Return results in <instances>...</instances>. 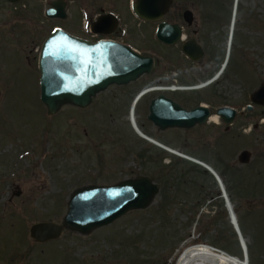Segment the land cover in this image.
Wrapping results in <instances>:
<instances>
[{"label":"rangeland","instance_id":"374dc122","mask_svg":"<svg viewBox=\"0 0 264 264\" xmlns=\"http://www.w3.org/2000/svg\"><path fill=\"white\" fill-rule=\"evenodd\" d=\"M183 1L175 8L216 9L224 23L205 32L208 47L199 62L155 47L148 25L131 23L125 38L143 54L173 56L180 81L169 80L172 72L162 62L157 73L110 86L85 108L64 105L49 115L41 101L39 55L57 22L43 15L45 0H0V264H177L186 247L205 242L243 258V235L250 264H264V105L251 113L246 109L264 83V0H207L204 6ZM249 9L261 18L260 28L248 27ZM210 19L214 26L219 18ZM231 21L225 70L204 87L182 88L218 75ZM69 31L83 35L74 27ZM165 83L173 88L167 95L187 108L206 104L217 115L218 107L229 105L238 116L229 129L218 117L191 128L161 130L148 114L150 100L166 93L160 89ZM150 88L134 109V98ZM135 125L182 155L149 141ZM244 149L252 153L249 163L239 161ZM205 164L220 175L224 188ZM139 175L160 184L148 208L129 211L86 235L65 229L48 242L31 237L33 223L62 222L75 188ZM224 189L241 233L232 223Z\"/></svg>","mask_w":264,"mask_h":264},{"label":"water","instance_id":"95a60500","mask_svg":"<svg viewBox=\"0 0 264 264\" xmlns=\"http://www.w3.org/2000/svg\"><path fill=\"white\" fill-rule=\"evenodd\" d=\"M17 3L20 0H7ZM171 0H138L136 12L151 18L150 10L168 8ZM53 7L48 15L54 16ZM159 36L166 42L175 38ZM184 52L194 60L202 58L205 51L194 41L184 45ZM154 57L143 54L123 42L112 39L93 41L56 28L43 41L39 55L41 101L49 115L57 113L64 105L87 107L97 95L113 85H127L151 73ZM147 89L140 92L144 93ZM139 93V94H140ZM140 94V95H141ZM251 100L264 105V83L251 94ZM252 109V105H249ZM217 116L230 127L238 111L232 106L217 109ZM212 117L211 109L200 104L187 109L160 93L149 105L148 118L161 130L191 128L204 124ZM252 153L244 149L239 161L249 163ZM160 184L149 175L127 178L114 184H85L75 188L67 203V212L61 223L49 220L33 223L30 235L38 242L59 238L65 229L90 234L97 228L109 225L126 213L146 209L155 200Z\"/></svg>","mask_w":264,"mask_h":264},{"label":"flooded vegetation","instance_id":"af4514ba","mask_svg":"<svg viewBox=\"0 0 264 264\" xmlns=\"http://www.w3.org/2000/svg\"><path fill=\"white\" fill-rule=\"evenodd\" d=\"M37 1H42V0H37ZM45 1L46 2L42 10L43 15L49 21L57 22L52 26L51 31H53L56 28H61L71 33L69 31V28L74 27L80 29L83 32V35H77L79 37L88 38L92 40L112 39L116 41H121L126 44L125 38L126 36H128V33L131 28V23L137 22L138 24L148 25L150 27L151 38H152L151 42L152 44H154L155 47L165 48L168 51L175 50V52L177 50V52H179V54H181L184 58H186L190 63L199 62L200 59L194 60L190 56H188L183 50L184 45L189 41H194L200 46H202L206 53V48L208 47L206 42L208 37H206L207 35H205V32H207V30L213 29L212 27H217L221 24H224L221 22V18L217 14L216 9H212L204 6L208 3L207 0H199V2H201L204 6L202 9V13L199 12L200 9L198 8L193 9L189 7H184L182 4H179L178 7L175 8V3L178 0H171L168 8L164 11V13H162L161 16H158L161 9L158 8L151 9L149 11L151 14V18L149 19L140 16L136 12L134 5L138 0H45ZM180 3H184V1L181 0ZM52 5H54L53 7V12L55 13L54 16L48 15V10L52 8ZM208 12L209 13L214 12V13L208 14ZM213 16L215 17V20L217 18L219 19L216 20L214 26H211L210 23L208 24V21L211 20L210 17ZM246 20L248 22V27L250 28L253 26L257 28L261 27V18H258V15H255L250 9L247 13ZM161 26H164V30L160 31V34L166 38H172V39L175 38L176 40H174V42L169 43L163 40L162 38H160L159 29ZM170 53L173 54V52ZM168 55L169 53L164 57L158 52H154V54L152 55L154 57V66L151 73L154 72L157 73L159 66L161 65L162 62H164V66H165L164 70L168 72V69H170L172 72V75L169 80L172 82H178L181 80V78H179L181 70L178 69L175 63L172 62L171 57L173 56L170 57ZM165 84L167 85V83ZM167 93H171V92H166L165 93L166 96L172 98L174 101L184 106L181 102L177 100L176 97L169 96L167 95ZM250 100H251V96H250ZM151 101L152 99L150 100V103ZM250 104L252 105V109H249ZM198 105L200 104H197L191 108H194ZM259 105H263V104H258L251 100V103L247 104L246 109L248 112L251 113L254 110V107ZM223 106L226 105H222L220 107ZM209 107L211 109V113L213 114L212 106ZM191 108H187V109H191ZM217 109L215 110V112H217ZM260 115L264 117V113H261ZM220 119L222 120V118ZM222 122L224 123L223 120ZM230 127H228V125L226 124L227 129H229ZM228 171L229 173L227 174H229L230 176L236 175V173L234 172L235 170H228ZM39 243H43V242H39Z\"/></svg>","mask_w":264,"mask_h":264},{"label":"bare ground","instance_id":"6f19581e","mask_svg":"<svg viewBox=\"0 0 264 264\" xmlns=\"http://www.w3.org/2000/svg\"><path fill=\"white\" fill-rule=\"evenodd\" d=\"M236 2V0H235ZM235 7L236 4H234L233 7V14H232V20H234L235 15ZM231 32H232V21H231V25H230V34L228 37V44H227V52H226V56H225V60L224 63L221 67V70L219 71L218 75H216V77L214 79H216L219 74H221L226 67V62H227V57H228V49L232 43V37H231ZM210 81H207L206 83L200 84V85H196V86H190V87H182L185 89H197V88H201L206 86L207 84H209ZM153 88H150L148 90H146L144 93H140L138 94L133 101V107L134 109L136 108L138 102L140 101L141 97L146 94L147 92L151 91ZM211 119L214 120H218V116L217 115H213L211 117ZM135 129L136 131L142 135L143 137H145L146 139H148L149 141L156 143L160 146H162L163 148L167 149L168 151H171L173 153L180 154V152L178 153L177 150H174L170 147L165 146L164 144L156 141L155 139H153L152 137H150L149 135H146L137 125H135ZM219 185L221 188H224V183L222 182V180L219 178ZM221 181V182H220ZM227 193V192H226ZM229 210H230V215L232 218V222L233 224L237 227V229H239L240 233H241V229H240V224H239V220H238V216L236 214L235 208L233 206V204H229ZM241 241H242V245L244 247V255L243 258H239L238 256L224 250V249H219V248H215L212 245H210L209 243L205 242L202 245L199 246H188L186 247L180 254V256L178 257V261L177 264H250V255H249V248H248V240L247 238L243 235V237L241 236Z\"/></svg>","mask_w":264,"mask_h":264},{"label":"built area","instance_id":"2783aa9c","mask_svg":"<svg viewBox=\"0 0 264 264\" xmlns=\"http://www.w3.org/2000/svg\"><path fill=\"white\" fill-rule=\"evenodd\" d=\"M174 86V85H173ZM181 87H187V86H181ZM180 87V88H181ZM154 88V87H153ZM160 89H168V90H173V88H172V86L171 85H165L164 87H160ZM224 194H225V197H226V200H227V203L229 204V200H228V198H227V195H226V193H225V191H224Z\"/></svg>","mask_w":264,"mask_h":264},{"label":"trees","instance_id":"16d2710c","mask_svg":"<svg viewBox=\"0 0 264 264\" xmlns=\"http://www.w3.org/2000/svg\"><path fill=\"white\" fill-rule=\"evenodd\" d=\"M158 181H160V182L162 183V185H164V184H165V182H164V180H163V179H162V180L158 179Z\"/></svg>","mask_w":264,"mask_h":264}]
</instances>
